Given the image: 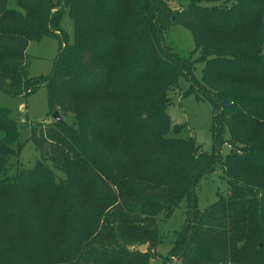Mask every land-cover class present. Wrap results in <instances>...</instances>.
Wrapping results in <instances>:
<instances>
[{"label": "trees", "instance_id": "obj_1", "mask_svg": "<svg viewBox=\"0 0 264 264\" xmlns=\"http://www.w3.org/2000/svg\"><path fill=\"white\" fill-rule=\"evenodd\" d=\"M115 1L0 0V92L27 96L42 86L47 115L58 110L62 118L73 119L32 126L30 137L39 160L7 180L6 162L22 147L15 123L0 108V264H147L151 255L127 250L125 245L136 239L153 241L157 217L168 219L183 202L185 219L175 232L168 258L182 257L184 264H225L228 257L234 264H264V175H260L264 173H258L264 169V148L237 154L227 143L264 135L252 130L264 125V96L253 98L246 88L232 91L217 82L223 81L222 76L241 84L248 74L264 68L263 55L220 51L200 37L202 21L208 27L222 10L234 5L217 9L205 3L222 0H135L126 54L131 77L125 81L135 79L122 85L126 89L110 91L105 88L109 70L98 59L108 55L112 39L108 30L117 26L123 9L112 5ZM246 1L240 0L230 16H251L257 24L261 19L257 4L264 0ZM64 10L73 25L71 44L60 27ZM153 18L155 23L150 24ZM165 18L169 19L164 22ZM176 25L191 33L193 54H201L198 59L181 58L164 43L162 34ZM45 37L59 40L58 54L50 74L35 79L28 75L26 52L29 42ZM256 50L264 51L261 25ZM196 62H203L202 85L194 78ZM155 65L161 82L153 86ZM179 74L190 83L189 92L211 104L210 152L193 139L176 138L181 126L171 130L162 98ZM139 82L146 95H135ZM115 102L127 111L113 106ZM236 121L244 123L246 131L240 132ZM225 129L229 138L222 141ZM191 142L195 146L186 147ZM14 143L16 153L11 149ZM218 143L229 146L224 158L217 153ZM140 155L157 156L158 163L146 166ZM181 161L192 162L186 182L173 196L157 194L172 183L160 176L161 171ZM216 167L232 179L230 193L225 198L218 195L200 211L195 187ZM250 167L254 171L249 176L263 187L241 180V168ZM171 176L176 180V174ZM226 252L231 255L225 256ZM167 256L161 264L170 262Z\"/></svg>", "mask_w": 264, "mask_h": 264}, {"label": "rangeland", "instance_id": "obj_2", "mask_svg": "<svg viewBox=\"0 0 264 264\" xmlns=\"http://www.w3.org/2000/svg\"><path fill=\"white\" fill-rule=\"evenodd\" d=\"M51 1L57 4L60 0ZM134 2L135 0H116L115 3L112 4H120L123 6V9L118 14L119 20L117 21V26L112 28L111 32L108 30L109 37H112L109 42V53L107 56H104L103 54L101 58L98 59V61L102 62L99 64L101 66L105 65L107 71L109 70V75H107L108 81L106 82L105 88L110 91L112 90L113 92L122 90L123 84L128 85L135 79L134 77L132 80L125 81L131 77L126 71L128 69V66L126 65V54L129 49L128 37L132 34V28L134 26L132 25V9ZM239 2L240 0H222L214 3L211 2V4L205 3L207 6L216 7L217 9L231 8L233 5L234 6L228 10H222V13L218 15V18L214 22H211L208 27L206 22H204V26L201 25L202 21L199 25L198 33L200 37L205 40V45H208L209 47L216 46L220 51L227 49L229 51L246 52V54L255 51V53L263 55L264 57V51L256 50L259 27L261 25V27L264 28V3L261 2L262 5H260L259 1L257 4L258 11L260 10L261 12V19L257 24H254L251 20V16L244 19L243 17L238 19L234 18L237 16H230V12L238 6ZM175 7L176 9L179 8V6ZM172 13H175V11L171 10V14ZM220 17H222V19H219ZM168 19L169 18H165L164 22ZM154 23L155 20L153 18L150 24ZM60 27L67 35V42L71 44L73 40V25L67 10H64L63 12ZM162 38L166 46L173 52L177 53L181 58H191V60H196L201 56L199 52L193 54L194 41L192 35L182 26L176 25L165 30L162 34ZM59 45V40L55 37H45L37 42H29L26 54L28 56V75L30 77L39 79L45 78L50 74L58 54ZM206 57V59H209L208 57L210 56L207 55ZM229 58L230 56L226 57V59ZM202 59L205 60L204 57ZM217 68L219 67H215V69ZM153 69L156 72L154 73V86L156 83L161 82V78L158 77V68L156 65L153 66ZM202 70L203 62H196L194 64L193 74L195 80L200 85H202ZM219 72H223L222 68L219 69ZM226 74L229 75L227 72ZM213 75L215 76V74ZM219 77H221L223 81L217 80V82L229 86L232 91L238 88V91L241 92L246 88L247 91L250 92V97L258 98L264 96V68L248 74L247 78L241 84L232 81L229 82L222 76ZM140 82L137 86L141 84ZM142 85L143 84L134 87L137 93L135 94L136 96H141L138 94H147L145 87L142 89ZM123 89H126V87L124 86ZM189 90L190 83L183 75L179 74L177 75L176 85L171 87L162 98V102L166 104L165 111L171 122V130H173L175 125L181 126L182 129L176 135V138L182 140L188 138L193 139L195 145L201 150L210 152L212 149L211 104L206 100L197 99L192 92H189ZM104 105H108V103H104ZM113 106L118 107L116 102ZM133 107L134 106L129 102V112H133ZM0 108L6 110L11 120L15 123L17 129V143L22 147L19 155L15 154L6 162L5 178L7 180H12L18 170L30 169L34 166L36 161L39 160V152L36 150L30 136L32 126L37 125L38 123L44 124V122L51 121V117L47 115L46 90L44 87L40 86L27 96L15 97L7 96L0 92ZM118 108L124 112L127 111V108L125 107ZM147 115L148 121H150L149 114ZM63 118L66 123H71L73 120L70 115H65ZM140 118L142 117L140 116ZM235 125L239 128L240 132L246 131L247 126L244 123L236 121ZM252 130L264 133V125H257L256 128ZM228 138L229 133L225 129L221 135V139L222 141H227ZM227 143L232 146V150L237 154H244L248 152L250 148L251 150L264 148V135L250 142H237V140H235V142H233L234 144L230 141ZM16 145L17 144L15 143L11 145V149L14 153H16ZM195 145L191 142L186 147H193ZM228 148L229 146L223 143H218L219 151L217 153H219L220 158L226 157L228 154ZM140 159H143L142 163L146 166H151L152 164L156 165L158 163L157 156L140 155ZM191 164L192 162L182 161L178 164L171 163L169 167H166L164 171H161L160 176L166 179H171L172 183L163 189H159L157 194L162 193L164 196H173L186 182ZM251 171H254L251 167L249 169L241 168V180L253 181V184H256L257 186L256 188L263 187L262 182L252 179L249 176L248 172ZM258 173H264V169L259 170ZM171 174L177 175L176 180ZM230 180L232 179L225 177L219 167H216L210 175L202 178L194 190L198 209L200 211L205 210L211 203L217 200L218 195L225 198L226 195L230 193V188L228 186L229 183H232L228 182ZM185 211L186 205L183 202L179 207L174 209L168 219L164 218V216L157 217L156 230L153 235L154 240L142 242L141 239H136L134 242L126 244V249L136 250L140 246H146V251L141 253L146 256L151 255L148 258L149 260L147 264H161L162 259L167 256L170 251L171 242H173L175 232L179 231L183 226ZM17 243H19L18 238L16 239V244ZM228 255L231 254L226 252L225 256ZM169 258L170 262L168 264H184V259L182 257ZM225 264L234 263L228 257Z\"/></svg>", "mask_w": 264, "mask_h": 264}, {"label": "water", "instance_id": "obj_3", "mask_svg": "<svg viewBox=\"0 0 264 264\" xmlns=\"http://www.w3.org/2000/svg\"><path fill=\"white\" fill-rule=\"evenodd\" d=\"M228 103L226 101L223 102V107L224 108H227L228 107ZM51 120H53L54 122H58L60 124H64V119L61 117L60 113L58 110L54 111L52 114H51ZM137 250L139 252H145L146 251V246H140L137 248Z\"/></svg>", "mask_w": 264, "mask_h": 264}]
</instances>
